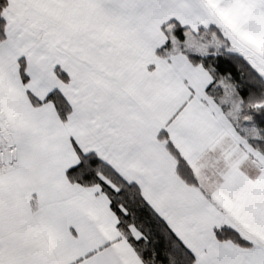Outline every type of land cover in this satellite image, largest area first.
Returning a JSON list of instances; mask_svg holds the SVG:
<instances>
[{
    "label": "snow or ice",
    "instance_id": "obj_1",
    "mask_svg": "<svg viewBox=\"0 0 264 264\" xmlns=\"http://www.w3.org/2000/svg\"><path fill=\"white\" fill-rule=\"evenodd\" d=\"M0 264H264V0H0Z\"/></svg>",
    "mask_w": 264,
    "mask_h": 264
}]
</instances>
